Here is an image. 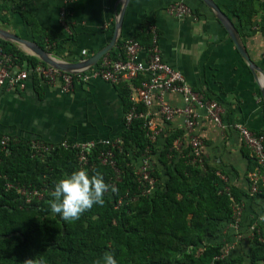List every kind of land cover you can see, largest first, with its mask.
Listing matches in <instances>:
<instances>
[{
	"label": "crops",
	"instance_id": "obj_1",
	"mask_svg": "<svg viewBox=\"0 0 264 264\" xmlns=\"http://www.w3.org/2000/svg\"><path fill=\"white\" fill-rule=\"evenodd\" d=\"M214 1L237 27L260 73L250 69L223 25L201 0H130L120 40L133 39L143 22H152L159 34L163 60L182 72L195 92L202 93L221 109L220 124L205 109H193L196 124L192 134L200 139L206 164L218 172L222 187L234 189L242 198L235 205L242 210L239 226L234 228L229 224L221 239L227 242V257L247 259L253 231L264 227V222L258 220L259 213L264 212V197L252 192V176L261 169L252 172L251 152L234 125L241 123L252 132L264 131V8L252 24L239 28L231 11L240 0ZM176 3L196 10L199 17L170 16L168 9ZM4 4L10 8L6 12L10 25L0 28L37 41L34 27L23 16L26 12L36 26L56 32L62 59L77 62L93 56L111 42L124 0H0V6ZM112 51L117 52L118 45ZM1 60L0 52V63ZM24 84L23 89L0 87V134L53 145L65 140L122 139L126 106L117 85L92 78L89 82L76 83L72 91L65 93L60 79L50 84L41 77L35 80L31 74ZM163 99L173 108L186 107L179 93L167 92ZM148 112L154 140L159 139V151L151 159L154 167L170 135L184 132V141L176 143L182 150L190 146L191 135L186 130L185 114H176L170 120L161 114L157 94Z\"/></svg>",
	"mask_w": 264,
	"mask_h": 264
},
{
	"label": "trees",
	"instance_id": "obj_2",
	"mask_svg": "<svg viewBox=\"0 0 264 264\" xmlns=\"http://www.w3.org/2000/svg\"><path fill=\"white\" fill-rule=\"evenodd\" d=\"M262 8L264 0H240L231 16L238 20L239 28L245 27L252 24ZM191 10L199 17L196 10ZM9 11L6 4L0 6L2 27L10 25L6 14ZM23 16L34 27L35 42L61 58L56 32L36 26L26 12ZM152 24L143 22L133 38L146 49L154 44ZM125 42L122 38L118 51L105 57L125 60ZM0 52L10 59L14 70H28L35 80L40 77L32 70L38 65L46 67L36 57L1 38ZM146 79L141 76L135 85L140 86ZM117 87L127 114L132 108L131 89L127 84ZM138 109L146 112L143 105ZM144 123L143 118L134 119L126 126L121 140H111L115 146L99 145L89 151L85 167L79 163L78 150L65 149L62 142L41 157L34 155L33 139L18 138L17 143L4 148L1 145L4 135L0 134V264H94L109 252L118 264H264L262 226L253 233L247 259L225 255L227 242L221 239L223 231L233 222L234 207L242 198L234 189L222 187L218 172L206 164L204 157L201 163L193 162L191 145L184 150L176 147L177 142L184 141V132H175L167 138L152 170L155 189L152 193L145 192L146 186L137 171L143 157L156 156L159 139L151 138ZM254 133L264 136V131ZM109 150L114 166L103 162V154ZM251 161L254 173L259 164L252 152ZM77 167L102 174L109 189L102 206L94 205L79 219L65 222L59 214L51 213L47 202L54 182ZM112 187L116 189L114 192ZM34 188L44 191V196L27 203L20 190ZM257 194L264 197V184Z\"/></svg>",
	"mask_w": 264,
	"mask_h": 264
},
{
	"label": "built area",
	"instance_id": "obj_3",
	"mask_svg": "<svg viewBox=\"0 0 264 264\" xmlns=\"http://www.w3.org/2000/svg\"><path fill=\"white\" fill-rule=\"evenodd\" d=\"M168 13L170 16L183 19L194 14L190 7L184 3L172 4ZM62 18H65V13L62 12ZM154 35V44L151 48H144L139 42L134 39L126 40L125 42V60H113L109 57H104L102 63L96 68L81 74H69L58 71L50 66L38 65L32 70L39 77L46 80L50 84H55L57 80L62 81V91L69 93L78 82H89L92 78H100L112 85L127 84L131 89L130 100L132 102L131 110L126 114V126L130 125L136 118H143L145 120L144 127L151 133V138L155 139V132L153 130V123L150 119L148 109L153 105V97L155 94L159 96L161 102V114L168 120L172 119L176 114L183 113L186 116L185 126L188 133L191 135L190 145L192 148V155L195 157L193 162H202L203 151L200 139L194 136L193 128L196 124V115L193 111L196 107L205 109L210 117L221 123V109L218 104L205 99L202 93L195 92L186 81L182 72L166 63L160 53L158 46L157 30L154 26L150 27ZM10 59L2 55L0 63V87H8L14 89L16 87L24 88L25 81L28 79L30 72L28 70L17 71L9 64ZM141 76L147 79L141 83L140 86L135 85ZM167 92H176L183 96L186 107L184 109L173 108L164 102L163 96ZM158 98V97H157ZM143 105L146 112H140L138 107ZM242 136L246 147L254 154L259 164V168L264 170V136L256 135L250 131L245 125L236 123L234 125ZM18 138L4 135L1 138V145L5 148L11 143H17ZM115 142L111 140L100 141H71L65 140L62 142V147L65 149L78 150V159L81 167L88 164L87 153L97 146H115ZM34 155L46 157L54 149L53 144H47L43 141L34 140L31 144ZM103 162L110 163L114 166L112 161L113 153L109 150L103 154ZM154 169L151 159L143 157L137 174L140 181L146 186V193H152L155 189L156 181L152 177V170ZM252 192L258 193L261 184H264V173L260 170L252 176ZM20 193L25 196L27 203L33 200H40L44 196V191L34 188L33 190H20ZM122 203V200L119 204ZM242 210L240 207H234V219L231 223L234 228L239 226ZM256 230V229H255ZM254 230V231H255ZM253 231V233H254ZM254 234H252L253 236ZM264 242V240L262 239ZM226 255V254H225Z\"/></svg>",
	"mask_w": 264,
	"mask_h": 264
},
{
	"label": "clouds",
	"instance_id": "obj_4",
	"mask_svg": "<svg viewBox=\"0 0 264 264\" xmlns=\"http://www.w3.org/2000/svg\"><path fill=\"white\" fill-rule=\"evenodd\" d=\"M108 189L109 185L102 174L90 173L84 168L77 167L54 182L47 202L48 208L51 213L59 214L63 221H74L94 205L102 206ZM111 190L114 192L116 189L112 187ZM258 220L264 222V212L259 213ZM94 264H118V260L109 252L95 260Z\"/></svg>",
	"mask_w": 264,
	"mask_h": 264
},
{
	"label": "water",
	"instance_id": "obj_5",
	"mask_svg": "<svg viewBox=\"0 0 264 264\" xmlns=\"http://www.w3.org/2000/svg\"><path fill=\"white\" fill-rule=\"evenodd\" d=\"M201 1L206 6H208V8L212 10L216 18L223 25L229 37L232 39V41L236 45L239 53L241 54L244 61L248 64L250 69L254 73H257V72L260 73V69L258 68V66L251 60L248 54V51L246 49V46L243 42V39L240 36V33L237 27L232 22V20L218 6V4H216L214 0H201ZM129 3H130V0H124V7H123V10L118 14L114 36L111 42L105 48H103L98 53L94 54L93 56L86 58V59L79 60L77 62H71V61H67L65 59L59 58L56 55L40 47L36 42L23 39L20 36L12 32H9L7 30H4L2 28H0V38L5 41L15 44L19 49H21L25 53L36 57L37 59L45 63L47 66H50L58 71H61L63 73H69V74L85 73L87 71H90L96 68L99 65L100 61L118 45L120 37H121V33H122V28H123L124 13ZM262 93L264 96V88L262 89Z\"/></svg>",
	"mask_w": 264,
	"mask_h": 264
}]
</instances>
